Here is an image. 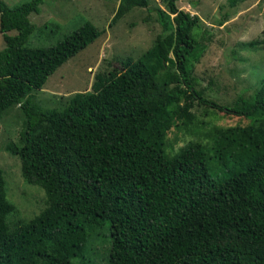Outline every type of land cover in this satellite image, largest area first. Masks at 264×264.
<instances>
[{
  "label": "trees",
  "instance_id": "trees-1",
  "mask_svg": "<svg viewBox=\"0 0 264 264\" xmlns=\"http://www.w3.org/2000/svg\"><path fill=\"white\" fill-rule=\"evenodd\" d=\"M164 1L167 13L153 10L163 32L149 51L157 64L125 60L58 111L37 109L30 92L101 31L84 22L53 45L28 47V16L42 0L0 1V118L13 106L24 118L19 146L7 150L46 203L9 229L15 207L0 170V264H90L87 246L99 231L105 264H264V131L212 128L207 149L193 142L172 156L163 149L170 128L191 123L194 104L264 118V76L232 105L202 97L186 71L198 19ZM147 6L119 0L111 24Z\"/></svg>",
  "mask_w": 264,
  "mask_h": 264
},
{
  "label": "rangeland",
  "instance_id": "rangeland-1",
  "mask_svg": "<svg viewBox=\"0 0 264 264\" xmlns=\"http://www.w3.org/2000/svg\"><path fill=\"white\" fill-rule=\"evenodd\" d=\"M0 1L14 7L29 0ZM118 3L119 0H42L39 13L28 16L34 27L26 41L28 47L53 45L84 22L101 31L92 43L48 76L40 90L30 92V100L37 109L61 110L74 95L91 92L96 76L103 78L118 71L125 60L149 56L155 38L163 35L153 10L167 13L165 1L148 0L149 11L133 8L111 24ZM173 3L178 10L198 19L191 31L195 46L186 57L187 76L194 88L219 105H232L250 97L264 76V0H173ZM2 46L0 36V49ZM155 57L150 52L148 61L154 66ZM168 58H172L171 54ZM168 71L176 73L174 66ZM190 113L193 115L190 124L166 132L163 149L167 156L190 142L209 148L207 134L212 128L252 127L264 131V118L259 113L248 118L235 117L197 104ZM23 120L18 106L10 107L0 118V170L6 198L15 207L6 218L9 229L28 221L46 206L42 190L22 181L19 160L7 150L10 145L19 146ZM97 234L89 240L88 257L90 264H105L108 243L103 240L102 231Z\"/></svg>",
  "mask_w": 264,
  "mask_h": 264
}]
</instances>
